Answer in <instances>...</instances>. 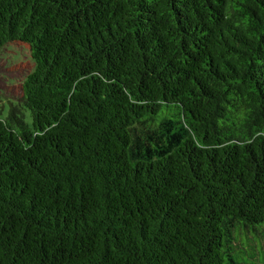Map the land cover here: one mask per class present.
Listing matches in <instances>:
<instances>
[{"label": "trees", "instance_id": "16d2710c", "mask_svg": "<svg viewBox=\"0 0 264 264\" xmlns=\"http://www.w3.org/2000/svg\"><path fill=\"white\" fill-rule=\"evenodd\" d=\"M8 45L0 264H264V0H0Z\"/></svg>", "mask_w": 264, "mask_h": 264}, {"label": "rangeland", "instance_id": "374dc122", "mask_svg": "<svg viewBox=\"0 0 264 264\" xmlns=\"http://www.w3.org/2000/svg\"><path fill=\"white\" fill-rule=\"evenodd\" d=\"M1 60L5 65L13 66L17 63L30 61L29 51L24 46L20 45H8L0 54ZM3 63V64H4ZM7 77V76H5ZM14 81L10 80L9 83ZM11 99L0 93V111L2 114L8 112Z\"/></svg>", "mask_w": 264, "mask_h": 264}]
</instances>
